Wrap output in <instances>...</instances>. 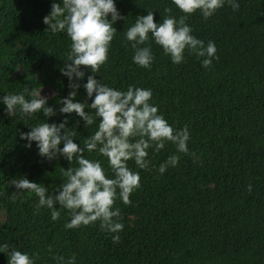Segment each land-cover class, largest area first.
I'll return each mask as SVG.
<instances>
[{"label": "trees", "instance_id": "16d2710c", "mask_svg": "<svg viewBox=\"0 0 264 264\" xmlns=\"http://www.w3.org/2000/svg\"><path fill=\"white\" fill-rule=\"evenodd\" d=\"M52 2L0 0V95L26 86L42 89L47 104L57 108L70 90L60 69L71 41L42 22ZM238 3L236 11L226 3L207 19L198 10L188 16L193 35L205 44L215 42L217 58L208 68L201 66L203 58L187 51L184 61L173 65L149 41L155 59L145 69L132 62L123 29L146 11H153L154 22L182 13L171 0H115L125 19L113 25L117 33L95 78L121 90L129 84L150 88L165 119L177 128L187 125L190 133L189 153H178L177 166L162 175L156 169L175 151L171 142L148 150L145 169L128 162L140 173V187L130 194L129 204L119 198L114 202L124 225L118 242L99 220L65 229L67 210L61 208L53 221L49 209L37 207L34 193L11 185L24 175L52 192L64 182L62 167L76 165L74 158H42L35 142L27 148L20 140L19 132L45 120L58 122L59 114L17 111L8 117L0 105V244L9 245L0 253V264H7L11 248L34 253L35 264H56L54 256L65 261L74 256L75 264H264V0ZM166 8L171 11L165 13ZM81 69L86 80L90 73ZM76 99H86L82 87ZM79 120L72 114L67 128L83 146L95 124L84 128L82 121L75 123ZM83 154L99 159L111 175L105 157L95 151Z\"/></svg>", "mask_w": 264, "mask_h": 264}, {"label": "clouds", "instance_id": "9594fccd", "mask_svg": "<svg viewBox=\"0 0 264 264\" xmlns=\"http://www.w3.org/2000/svg\"><path fill=\"white\" fill-rule=\"evenodd\" d=\"M171 2L182 15H165L154 22L153 11H146L145 15H136L134 22L123 29V38L133 49L132 62L145 69L152 65L155 57L148 43L151 41L162 49L173 65L182 63L187 51L203 58L201 66L208 68L217 58L215 42L209 40L205 44L193 35L191 26L186 23L188 16L198 10L207 19L226 3L236 11L238 0ZM164 11L168 13L171 10L166 8ZM121 19L125 17L118 12L115 0H60L59 3L53 0L42 22L53 33L63 31L71 41L64 66L60 69L70 90L60 98L57 108L47 104L48 96L41 94L42 89L30 90L26 86L19 93L0 95V105L4 106L3 111L8 117L17 111L27 116L37 111L45 117L59 114L62 119L58 122L45 120L28 126L30 130L19 132V137L26 141L24 146L27 148L35 142L37 154L42 158L51 161L62 157L68 162L74 158L76 165L66 169L62 167L64 182L52 192L24 175L21 179H13L11 185L16 190L34 193L38 198L37 207L49 209L53 221L60 216L61 208L67 210L70 218L64 224L65 229L87 226L99 220L102 229L114 233L113 242L119 241L118 233L124 227L120 222L119 208L113 207L114 202L119 198L123 204H129L130 194L140 187V173L130 168L128 162L131 160L137 169H145L150 164L148 150L159 151L166 142H171L175 151L166 156L156 169L162 175L169 167L177 166L178 153H189L187 142L190 138L187 125L177 128L165 119L152 102L150 88L129 84L126 90H121L95 78L99 66L108 59L110 43L117 33L113 25ZM81 66L90 73L86 80ZM81 87L86 97L83 101L76 99L77 90ZM72 114L80 118L75 123L82 121L84 128L95 124V130L87 136L83 146L80 141L79 144L74 142L75 133L67 128ZM85 150L105 157L111 175L106 173L99 159L87 158L83 154ZM248 187L250 191L251 186ZM8 248V244H0V253ZM36 259L34 253L11 248L7 264H35ZM53 259L56 264H75L74 256L66 261L63 256H54Z\"/></svg>", "mask_w": 264, "mask_h": 264}, {"label": "rangeland", "instance_id": "374dc122", "mask_svg": "<svg viewBox=\"0 0 264 264\" xmlns=\"http://www.w3.org/2000/svg\"><path fill=\"white\" fill-rule=\"evenodd\" d=\"M44 92H45V93H48V92H49V90L45 88V89H44Z\"/></svg>", "mask_w": 264, "mask_h": 264}]
</instances>
